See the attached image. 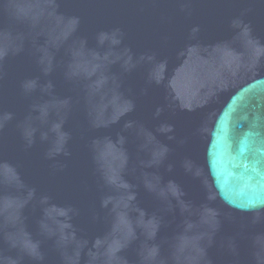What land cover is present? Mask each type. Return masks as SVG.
Here are the masks:
<instances>
[{
    "label": "water",
    "instance_id": "obj_1",
    "mask_svg": "<svg viewBox=\"0 0 264 264\" xmlns=\"http://www.w3.org/2000/svg\"><path fill=\"white\" fill-rule=\"evenodd\" d=\"M0 264H264V0H0Z\"/></svg>",
    "mask_w": 264,
    "mask_h": 264
}]
</instances>
